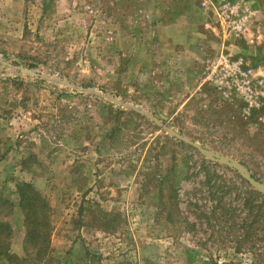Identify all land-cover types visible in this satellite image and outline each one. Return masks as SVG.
Listing matches in <instances>:
<instances>
[{
	"label": "rangeland",
	"instance_id": "rangeland-1",
	"mask_svg": "<svg viewBox=\"0 0 264 264\" xmlns=\"http://www.w3.org/2000/svg\"><path fill=\"white\" fill-rule=\"evenodd\" d=\"M263 48L264 0H0V199L15 204L26 182L46 200V262L264 264L238 176L101 97L264 184V105L244 110L230 70L264 80ZM212 194L231 217L215 220ZM11 211L10 253L24 257Z\"/></svg>",
	"mask_w": 264,
	"mask_h": 264
},
{
	"label": "trees",
	"instance_id": "trees-1",
	"mask_svg": "<svg viewBox=\"0 0 264 264\" xmlns=\"http://www.w3.org/2000/svg\"><path fill=\"white\" fill-rule=\"evenodd\" d=\"M119 112V111H117ZM135 114V113H133ZM194 151V149H193ZM196 151V150H195ZM194 151V153H195ZM197 152V151H196ZM209 162V161H208ZM204 163V161H203ZM212 165L214 167L217 164L209 162L208 165ZM220 166V165H218ZM247 168V167H246ZM226 171L234 172L238 178L241 180L242 184L248 187L246 194H248V198L244 200L243 209L248 211V216L252 215L253 209L258 210L257 216H255V220L252 221L249 226L252 229V237L255 238L256 231L258 230L262 236H257L260 240L264 241V221L261 220V209L263 208L264 203V196L259 194L258 192L254 191L244 180L240 178V176L234 171L229 168L223 167ZM248 169V168H247ZM252 176V175H251ZM217 177V176H215ZM253 177V176H252ZM254 178V177H253ZM258 181V180H257ZM15 192L17 195V201L15 204L9 203L7 200L0 199V258H4L6 261L13 263V264H27L28 258H30L34 264H42L47 263L46 261L52 258V248H51V232H52V224H51V210L46 202V200L35 190V188L26 182H20L15 186ZM231 190L229 188L227 190H219L220 196L230 195L229 193ZM172 199H174V212H176L177 217L178 213L180 212L179 203L176 202L177 199V192L172 190ZM220 196H216V194H212L211 198L209 199L211 202H217L215 206L212 208L213 217L215 220L219 221L220 218H223V215L230 216L228 209L225 210V203L222 202V198ZM259 202L256 204L251 202ZM198 200H195L194 206L197 207ZM227 206V205H226ZM14 208H17L22 216H23V227L25 230L24 234V241H23V250H24V257H19L17 255L10 253V238L12 236L13 230L9 222L5 220L8 214H11ZM216 208L224 209L225 214H221L222 216L217 215V211L215 212ZM210 212V213H211ZM4 214V215H3ZM247 216V217H248ZM203 217V214L200 215ZM171 218L169 217V220ZM184 223L186 224L185 218H182ZM104 221V219H102ZM107 225V224H105ZM187 225V224H186ZM246 225H243V229H246ZM254 225V226H252ZM254 227V228H252ZM248 237L247 232L245 235L237 241L239 244L243 242H247L246 238ZM48 264V263H47ZM202 264H234V263H218L213 262L211 260H204Z\"/></svg>",
	"mask_w": 264,
	"mask_h": 264
},
{
	"label": "water",
	"instance_id": "water-1",
	"mask_svg": "<svg viewBox=\"0 0 264 264\" xmlns=\"http://www.w3.org/2000/svg\"><path fill=\"white\" fill-rule=\"evenodd\" d=\"M89 92L92 93V94H95V93H93L91 91H89ZM101 97L113 102L114 104H117V105H120L122 107L131 109L137 114H140V115L148 117L155 124H157L158 126L163 128L167 132V134L169 136L176 138L180 142H183L186 145H188L189 147H191L192 149L196 150L207 161H209L211 163H214V164H217V165H220V166H223V167H226V168H229L231 170H234L240 176V178L242 180H244L254 191H256L259 194H261L262 196H264V184L259 182V181H257L255 178H253L251 176V174L249 173L248 169L243 164H241L240 162H238V161H236V160H234L232 158H228L226 156H220L218 154H214L213 152L201 147L197 143H194V142H191V141L187 140L186 138L182 137L181 135L176 133L171 128H167V127L163 126L157 119L147 115L142 110H139V109H137V108H135L133 106H129V105H126V104L119 103L115 99L109 98L107 96H101Z\"/></svg>",
	"mask_w": 264,
	"mask_h": 264
},
{
	"label": "built area",
	"instance_id": "built-area-1",
	"mask_svg": "<svg viewBox=\"0 0 264 264\" xmlns=\"http://www.w3.org/2000/svg\"><path fill=\"white\" fill-rule=\"evenodd\" d=\"M225 67H228L227 64ZM230 70L234 82L233 88L245 106L244 110L261 109L264 105V92H259L257 88H264V80L255 82L252 71L240 72L237 64L231 66Z\"/></svg>",
	"mask_w": 264,
	"mask_h": 264
},
{
	"label": "crops",
	"instance_id": "crops-1",
	"mask_svg": "<svg viewBox=\"0 0 264 264\" xmlns=\"http://www.w3.org/2000/svg\"><path fill=\"white\" fill-rule=\"evenodd\" d=\"M263 52H264V48H263ZM262 71H263V73H262V74L264 75V69H263ZM262 71H261V72H262ZM259 72H260V71H259Z\"/></svg>",
	"mask_w": 264,
	"mask_h": 264
}]
</instances>
